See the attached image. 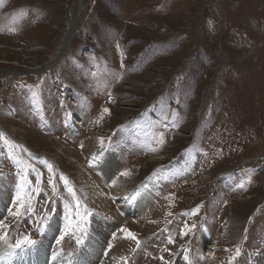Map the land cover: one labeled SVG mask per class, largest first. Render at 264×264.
Returning <instances> with one entry per match:
<instances>
[{
    "label": "rangeland",
    "instance_id": "rangeland-1",
    "mask_svg": "<svg viewBox=\"0 0 264 264\" xmlns=\"http://www.w3.org/2000/svg\"><path fill=\"white\" fill-rule=\"evenodd\" d=\"M0 133V264H256L264 0H0ZM104 152L110 187L149 183L150 220L93 190ZM202 228L212 262L193 258Z\"/></svg>",
    "mask_w": 264,
    "mask_h": 264
},
{
    "label": "bare ground",
    "instance_id": "bare-ground-1",
    "mask_svg": "<svg viewBox=\"0 0 264 264\" xmlns=\"http://www.w3.org/2000/svg\"><path fill=\"white\" fill-rule=\"evenodd\" d=\"M75 19L72 21V28H70L71 30H69V33L65 39L64 47L69 45L68 42L70 41L71 32L75 26V21H76ZM73 119H74L73 125H75L76 127H78L79 125V128L83 130L86 129L85 122L87 121V118H85L83 115H76V117L74 116ZM109 154H110L109 152H104L102 155L96 153L91 158L93 169L95 168L100 178L97 179V183L94 185L93 190L99 192V196L101 197L114 196L120 198L116 201V206L118 208L120 207V209L123 211V214L125 216L126 215L132 216L134 217L135 220H144V221L148 219L150 220V218L153 217V213L151 212V209L150 212L148 211V204H146V201L148 198L149 199L151 198L153 192L148 190L149 183L143 184V186L138 190H136L135 188L133 190H127L124 184L127 183L128 179H126L123 175L122 177L116 179L115 182L116 184L114 186L110 187L109 181L111 178L116 177L117 173L113 168V162ZM107 188H110V191H107ZM105 207L108 206L105 205ZM52 227H54V225H52ZM48 229L49 228H47V231H45L44 236H46ZM207 236L209 235L205 229H201L197 233V241L199 243V246L197 247L195 255L193 256L195 262H197L199 259H204L205 257H208L209 260L212 262L213 255L215 254L214 249L212 248L214 247V245L210 246V249L207 250L208 252H206V250H203L202 247L203 245H205V242L207 241ZM44 240L47 239L44 238ZM87 247L88 248L92 247L91 241L88 242ZM263 256H264V252H262L259 258L256 259V264H264Z\"/></svg>",
    "mask_w": 264,
    "mask_h": 264
},
{
    "label": "snow or ice",
    "instance_id": "snow-or-ice-1",
    "mask_svg": "<svg viewBox=\"0 0 264 264\" xmlns=\"http://www.w3.org/2000/svg\"><path fill=\"white\" fill-rule=\"evenodd\" d=\"M103 111L104 112H108V109H104ZM2 136H3V134L0 133V138H2ZM160 143L161 144L163 143V140L162 139L160 140ZM121 175H128V173L127 172H123V173H121ZM64 182H65V184H67V180H65ZM239 186L240 187H243L242 184L239 185ZM68 191L70 193H72L73 194V197L75 198V194L73 192V189L68 188ZM77 206H78V202H77ZM21 208H23V203L19 204L17 206L16 211L15 212H12L10 214L13 215V216H17V217L20 216V214H21ZM27 211L29 213L32 212L31 205H29ZM195 212H196V210L193 211V214H195ZM79 215H80L79 212H77V216H79ZM68 219H69V225L66 226L64 229L61 230L59 237L56 238V243L57 244H60L61 243V240L68 234L69 227L71 226V218L69 217ZM6 227H7L6 225L0 224V228H6ZM77 227H79V225H77ZM192 227H195V225H192ZM185 228L188 231L191 230L187 225L185 226ZM41 230H42V228H41ZM124 231H127V230H124ZM186 234H187L186 232H182L181 233V235H186ZM6 236H7V232H0V241L5 240ZM128 236L131 239L136 240L137 246H139V243L140 242L137 240V238L135 237L134 234L128 232ZM76 242H77V244H81V243H83V240L78 238ZM171 242H172V240H171V238H169V243H171ZM35 243H36V241L32 240L30 238V236L26 234V235H23L21 238H17L15 244H9L8 247L10 249H13L14 251L15 250H21V251H23L24 248H25V246H29L30 247V246L35 245ZM236 251H237V254H239V249H237ZM10 254H12V253H10ZM53 258H55V256ZM124 264H127V260L124 261ZM229 264H231V260L229 261Z\"/></svg>",
    "mask_w": 264,
    "mask_h": 264
},
{
    "label": "built area",
    "instance_id": "built-area-1",
    "mask_svg": "<svg viewBox=\"0 0 264 264\" xmlns=\"http://www.w3.org/2000/svg\"><path fill=\"white\" fill-rule=\"evenodd\" d=\"M216 249V248H215ZM176 262H178V259H176Z\"/></svg>",
    "mask_w": 264,
    "mask_h": 264
}]
</instances>
